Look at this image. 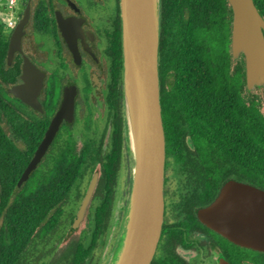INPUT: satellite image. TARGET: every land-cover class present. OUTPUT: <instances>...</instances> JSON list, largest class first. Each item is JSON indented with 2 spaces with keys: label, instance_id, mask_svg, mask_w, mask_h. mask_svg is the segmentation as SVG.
<instances>
[{
  "label": "flooded vegetation",
  "instance_id": "af4514ba",
  "mask_svg": "<svg viewBox=\"0 0 264 264\" xmlns=\"http://www.w3.org/2000/svg\"><path fill=\"white\" fill-rule=\"evenodd\" d=\"M253 2L264 21V0ZM162 7L161 0L160 45ZM15 9L18 12L16 25L28 9L29 19L21 50L14 54L11 65L8 64L10 67L18 65L20 73L6 89L18 100L16 105L27 116L32 130L36 126L40 128L37 133L24 136L3 125L19 148V155L24 157L19 161L17 170L20 173L9 201L17 210L25 204L29 209L33 208L37 201L49 205L51 180L56 178L55 174L74 171L77 175L72 182H67L68 194L51 210L46 207L47 214L40 225L21 240L13 264H105L110 243L115 237L117 200L122 193L129 199L132 174L124 106L121 0H16ZM183 9L189 12L186 7ZM228 10L231 12V16L227 13L226 23L231 26L232 73L234 66L244 64V59L242 56L235 58L232 53L233 12L230 5ZM188 17L189 14H185L186 21ZM25 58L43 77L37 96L40 109L9 92L22 84ZM33 74L36 73L33 71ZM174 89L167 86V90ZM222 90L219 101L174 103L172 123L165 131L164 222L151 264H220L223 260L228 264H255L259 253H264L229 240L209 225L202 215L220 199L229 184L264 190L263 182L260 184L259 181L257 142L259 99L264 97V89L249 90L247 85L240 84ZM66 100H73V111L71 116L68 115L71 119H62L40 162L27 180L20 183ZM261 109L264 115V101ZM99 112L101 117H98ZM93 140L100 141L103 156L117 155L115 166L101 163L84 167L56 165L59 156L70 159L82 156L87 151L84 149L86 142ZM114 140L119 143L118 151L113 150ZM30 141L38 143L31 146ZM65 143H70L69 148L64 149ZM125 170L128 189L120 193ZM94 180L96 185L85 218L81 224L75 225ZM104 205L108 208L104 209ZM124 216L125 212H122L116 220L119 228ZM4 225L1 217L0 237L4 235L1 229Z\"/></svg>",
  "mask_w": 264,
  "mask_h": 264
},
{
  "label": "water",
  "instance_id": "95a60500",
  "mask_svg": "<svg viewBox=\"0 0 264 264\" xmlns=\"http://www.w3.org/2000/svg\"><path fill=\"white\" fill-rule=\"evenodd\" d=\"M233 12L232 53L242 56L249 90L264 89V21L253 0H227ZM124 47V106L131 153V188L123 224L107 264H151L164 222L166 136L162 117L159 45L161 0H121ZM29 9L13 29L8 64L21 50ZM33 71L36 74H33ZM22 84L9 92L40 109L37 96L43 84L25 58ZM73 100H66L20 183L27 180L51 144L63 118L71 119ZM96 180L88 190L75 225L83 222ZM205 221L229 240L264 252V190L229 184L220 199L203 212ZM220 264H228L225 260Z\"/></svg>",
  "mask_w": 264,
  "mask_h": 264
},
{
  "label": "trees",
  "instance_id": "16d2710c",
  "mask_svg": "<svg viewBox=\"0 0 264 264\" xmlns=\"http://www.w3.org/2000/svg\"><path fill=\"white\" fill-rule=\"evenodd\" d=\"M162 32H161V77L163 84V120L165 131H168L171 121V111L174 103L194 101H219L223 88L245 86V65L234 66L231 73L232 60L229 52L231 26L226 23L229 5L227 0H162ZM186 7L189 12L183 9ZM185 14H189L186 21ZM10 35L6 25L0 20V218L5 225L1 228L4 235L0 237V264H13L15 250L20 247L22 239L29 236V231H35L46 216V207L51 210L69 191V184L77 175L76 172L55 174L51 181L50 204L36 202L31 212L27 204L17 210L9 201L16 178L19 176V161L24 160L18 153L19 148L7 135L8 125L16 133L31 135L38 131L29 126L27 116L23 114L18 102L7 91L20 73L18 65L8 66V44ZM236 68V70H235ZM237 72V74H236ZM172 86L174 90H167ZM191 88V90H189ZM264 92V91H263ZM210 96L211 98H207ZM212 96H215L214 98ZM194 97V98H193ZM264 97L259 99L258 112V167L259 181L264 185V115L261 109ZM189 110V108H186ZM171 144L170 140H167ZM35 146L38 142H29ZM70 143H65L69 148ZM113 150L119 149V143L114 140ZM67 146V147H66ZM100 141L86 142L82 156L57 157V166H115L117 155L101 154ZM115 170L113 169V172ZM115 174V173H114ZM65 186H58L60 183ZM105 206V205H104ZM107 206L104 207V209ZM108 208V207H107ZM255 264H264V253H259Z\"/></svg>",
  "mask_w": 264,
  "mask_h": 264
},
{
  "label": "rangeland",
  "instance_id": "374dc122",
  "mask_svg": "<svg viewBox=\"0 0 264 264\" xmlns=\"http://www.w3.org/2000/svg\"><path fill=\"white\" fill-rule=\"evenodd\" d=\"M11 0H0V20L3 21V19H8V18H11V11L9 10V7L11 6ZM6 6V7H5ZM18 13V12H17ZM16 13V14H17ZM17 16V15H16ZM16 19V17H15ZM11 30H8V33H10ZM102 114L99 112L98 113V117H101ZM131 158V157H130ZM132 167V165H131ZM123 175V174H122ZM124 182H123V178H122V181H121V186H122V191L119 190L120 193L124 192L125 189H128V182H127V170L124 171ZM123 194V193H122ZM120 194L118 200H117V205H116V208H115V214H114V228H115V237L114 239L112 240V243H114L115 239L117 240L118 236H119V233H120V230L121 228L118 227V221H116L119 216L121 217L122 216V212H125V207H126V204H127V197L128 195H125V197H123V195ZM123 224V222H122ZM111 242V240L109 241ZM112 243H110V247H109V257L107 258L105 264H107L110 256H111V248H112ZM116 243V241H115ZM115 244L113 245V248H114Z\"/></svg>",
  "mask_w": 264,
  "mask_h": 264
},
{
  "label": "built area",
  "instance_id": "2783aa9c",
  "mask_svg": "<svg viewBox=\"0 0 264 264\" xmlns=\"http://www.w3.org/2000/svg\"><path fill=\"white\" fill-rule=\"evenodd\" d=\"M15 1L16 0H11V6L9 7V10L11 11V18L8 19H3V23L6 25V28L8 30H13L16 26V19H15V15H16V9H15Z\"/></svg>",
  "mask_w": 264,
  "mask_h": 264
}]
</instances>
